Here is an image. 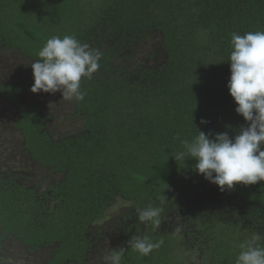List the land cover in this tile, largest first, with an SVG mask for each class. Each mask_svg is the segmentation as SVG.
<instances>
[{
	"label": "trees",
	"instance_id": "trees-1",
	"mask_svg": "<svg viewBox=\"0 0 264 264\" xmlns=\"http://www.w3.org/2000/svg\"><path fill=\"white\" fill-rule=\"evenodd\" d=\"M250 31H264V0H0V57L21 69L53 36L103 54L83 100L59 96L74 132L52 125L42 99L25 104L33 78L0 81L21 158L12 167L0 151V264H104L119 247L122 264H235L243 241L264 236V181L220 191L172 156L199 131L247 126L226 85L231 34ZM118 203L109 241L98 223ZM149 205L164 208L159 228L137 219ZM132 236L163 244L141 257Z\"/></svg>",
	"mask_w": 264,
	"mask_h": 264
},
{
	"label": "clouds",
	"instance_id": "clouds-1",
	"mask_svg": "<svg viewBox=\"0 0 264 264\" xmlns=\"http://www.w3.org/2000/svg\"><path fill=\"white\" fill-rule=\"evenodd\" d=\"M228 57L230 76L228 94L247 126L238 134L199 131L191 141H184L181 151L172 156L176 161L195 160L193 170L220 191L231 190L236 184L250 185L264 181V31H250L243 35L232 33ZM102 53L74 35L46 40L30 64L32 93L60 92L64 100L84 99L82 78H91L100 68ZM206 123V121H201ZM165 199V197L163 196ZM162 206L137 208L140 223L153 229L161 224ZM264 236L253 234L243 241L235 264H264ZM163 240L153 241L148 236H132L130 248L141 257L158 249ZM125 248L111 249L102 257L104 264H122Z\"/></svg>",
	"mask_w": 264,
	"mask_h": 264
},
{
	"label": "rangeland",
	"instance_id": "rangeland-1",
	"mask_svg": "<svg viewBox=\"0 0 264 264\" xmlns=\"http://www.w3.org/2000/svg\"><path fill=\"white\" fill-rule=\"evenodd\" d=\"M21 60L18 59H10V55L8 53L2 55L0 57V81L1 80H15V81H20L25 78H32V72L31 68L28 70H23L21 69L22 66ZM61 93L56 92L54 94L52 93H32L29 89L26 92L23 93V98L25 100V104L30 105L33 102H38L43 100V107L45 114H54V118L52 120V125L57 124L59 125V131L63 133H70L74 132V126L71 125L69 120H65V125H62L61 120L62 115L58 117V115L62 112L61 108L59 107L60 105H64L63 100H59ZM65 108V107H64ZM67 109V108H66ZM68 110V109H67ZM18 112L14 110L12 105L8 102L5 101H0V114L1 116V121L3 123H8L6 124L5 130L0 132V151L2 152V158H4L6 161L11 160L13 162L12 167L14 166V163L17 162L18 160H21L20 157H18V152L17 150H14V140H19V133L18 131L14 130V126L12 125L13 120L16 119V116ZM58 114V115H57ZM6 129V128H9ZM55 131V130H54ZM14 139V140H13ZM2 141H5L6 144H4ZM41 168L37 169L36 168V175L39 174V171ZM121 205L118 203L116 206L113 208L108 209L105 212V217L103 221L99 222L98 225L100 226H105L107 228L108 237L109 241H111V237L113 235L112 232H114L115 227L113 226L111 229L109 227L111 219L121 210ZM29 261L28 263L23 262L22 263H15V264H42V257L38 254L30 255L28 257ZM197 262V261H196Z\"/></svg>",
	"mask_w": 264,
	"mask_h": 264
}]
</instances>
